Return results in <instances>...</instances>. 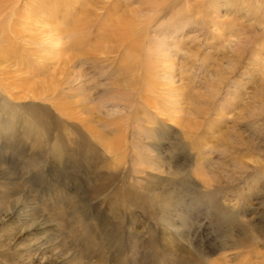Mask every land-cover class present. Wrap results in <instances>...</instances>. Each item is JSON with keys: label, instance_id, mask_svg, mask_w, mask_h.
<instances>
[{"label": "rangeland", "instance_id": "1", "mask_svg": "<svg viewBox=\"0 0 264 264\" xmlns=\"http://www.w3.org/2000/svg\"><path fill=\"white\" fill-rule=\"evenodd\" d=\"M0 29V264H264V0H0Z\"/></svg>", "mask_w": 264, "mask_h": 264}, {"label": "bare ground", "instance_id": "2", "mask_svg": "<svg viewBox=\"0 0 264 264\" xmlns=\"http://www.w3.org/2000/svg\"><path fill=\"white\" fill-rule=\"evenodd\" d=\"M8 1H11V0H8ZM200 6V5H199ZM210 6V5H209ZM207 7H208V5H207ZM195 8H198V6H196V7H194V5H192V6H190L189 7V5L187 6V8H184V10L181 12V14L179 13V15H177L172 21H170L168 24H170V26L171 25H173L174 26V28H176L179 24H180V22H181V18H182V16L184 15V13L186 12H195L194 10H195ZM207 9H209V8H207ZM147 14L149 15L148 17L149 18H151L154 22H159V19H160V16H159V14H160V11H161V9H160V6H150V5H148V7H147ZM172 11V10H171ZM202 11V10H201ZM200 11V12H201ZM174 12V11H173ZM196 13V12H195ZM202 13V12H201ZM204 14V13H203ZM161 15V14H160ZM197 15H200V13L199 14H197ZM204 17H206V16H204ZM203 18V17H202ZM204 19V18H203ZM184 20H186V19H184ZM188 20H190V19H188ZM167 24V25H168ZM165 25L166 24H160V26L161 27H159V28H162V27H165ZM84 31L86 30V26L83 24L82 25V27H81ZM173 28V27H172ZM173 28V29H174ZM1 30V29H0ZM155 50H157V51H155V55H156V58H155V64H158L157 63V61H161V59H162V51L161 50H159V48L158 47H155ZM163 67H165V66H163ZM161 69H162V67H161ZM151 71H149L150 72V74L151 75H157V76H159V75H161V77H162V71H159L158 70V66H155V67H153V68H151L150 69ZM149 72H148V74H149ZM2 109L3 110H6L7 111V109H8V107H7V105L5 104V103H3L2 105ZM1 110V109H0ZM118 111V109H116V108H114V109H111V110H108V111H106V114L108 115V114H110V113H113V112H117ZM5 112V111H4ZM7 114V113H6ZM12 123H13V121H12V119L11 118H9V120L8 121H3L2 122V124H1V128L2 129H13V127H11L12 126ZM11 124V125H10ZM144 131H146V130H144ZM8 133H10V134H12L13 132L11 131V130H9V132ZM19 133V132H18ZM168 205V204H167ZM170 205L172 206L173 204L172 203H170ZM177 204L176 203H174V206H176ZM170 206V207H171Z\"/></svg>", "mask_w": 264, "mask_h": 264}]
</instances>
